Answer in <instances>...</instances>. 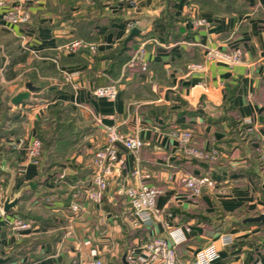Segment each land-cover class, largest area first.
<instances>
[{
	"label": "crops",
	"instance_id": "0c3cea01",
	"mask_svg": "<svg viewBox=\"0 0 264 264\" xmlns=\"http://www.w3.org/2000/svg\"><path fill=\"white\" fill-rule=\"evenodd\" d=\"M14 5L31 13L29 22L4 18ZM134 28L139 33L125 42ZM74 39L96 49L61 48ZM141 46L145 69L128 65ZM211 49L239 50L241 62L207 60ZM109 83L118 89L114 100L94 96ZM46 120L58 126L38 165L27 145ZM105 125L146 144L138 153L119 144V177L102 203L84 202L72 218L68 207L89 180ZM187 129L200 148L218 151L214 160L184 152L180 134ZM263 134L264 0H5L0 8V182L5 198L6 161L17 174L15 191L29 187L16 211L3 213L0 201L4 264H124L130 248L175 228L186 237L176 248L185 263L231 234L233 243L220 244L213 264H264V221L252 220L264 214ZM201 174L217 187L192 198L182 178ZM141 181L163 192L153 221L136 225L117 188ZM18 219L36 226L14 229Z\"/></svg>",
	"mask_w": 264,
	"mask_h": 264
},
{
	"label": "built area",
	"instance_id": "2783aa9c",
	"mask_svg": "<svg viewBox=\"0 0 264 264\" xmlns=\"http://www.w3.org/2000/svg\"><path fill=\"white\" fill-rule=\"evenodd\" d=\"M5 5L4 0H0V8ZM4 18L12 24L27 23L31 18V13L22 5H14L9 8ZM197 25H203L204 21L199 20ZM67 52L75 51L80 48H89L95 50L96 45L81 39L69 41L61 47ZM145 48L141 46L136 53L128 61V65L134 66L137 64L143 65L146 68L144 59ZM241 51H233L232 53H224L222 51L211 49L209 50L206 59L210 61H225L231 64L241 62ZM191 69L203 67L201 64L189 65ZM118 89L115 83L97 86L93 90L96 97H102L109 100H114L117 96ZM97 121L102 123V119ZM106 142L99 147L92 159L91 175L87 183L76 187L73 193V201L68 207L72 218L77 216L82 209L84 202L100 204L108 191L109 184L112 180L117 179L120 175L121 167L124 164V158L121 156L118 145L122 144L134 153L146 144L140 137L132 134L121 132L115 125H105ZM181 146L184 152L192 158L214 160L218 154L216 149L205 150L196 145L193 139V132L189 129L184 130L180 134ZM261 158L264 161V134L262 135ZM27 155L31 162L40 164L43 157V143L39 138H34L27 145ZM136 174H140L136 171ZM184 186L189 190V195L192 198L199 197L205 188L215 189L217 181L210 175H185L182 178ZM120 195L126 196L134 216V223L148 224L153 221L154 213L156 212L157 197L163 192L160 187L141 181L138 184H120L117 188ZM4 198V186L0 182V201ZM36 226V221L33 219L23 220L18 219L13 222V228L17 230L32 229ZM185 236L180 228H175L169 231L168 236L159 235L150 237L141 246L140 249L132 247L128 250L126 259L130 264H213L219 257V246L230 245L234 241V236L231 234L222 235L219 240L213 241L205 247L201 248L195 255L194 259L189 263H185L179 259L177 254V246L185 240ZM140 250V251H138ZM100 260L90 264H101Z\"/></svg>",
	"mask_w": 264,
	"mask_h": 264
},
{
	"label": "water",
	"instance_id": "95a60500",
	"mask_svg": "<svg viewBox=\"0 0 264 264\" xmlns=\"http://www.w3.org/2000/svg\"><path fill=\"white\" fill-rule=\"evenodd\" d=\"M139 31L140 30L138 28H134L132 30V32L130 33V35L128 36V38L125 40V42H128L129 40H131L136 34L139 33ZM28 87L30 89H32V86L30 84H28ZM28 97H29L28 91L21 92L14 97L13 102L15 104H18V103L22 102L23 100L27 99ZM3 169L11 175V178L9 180V183H8V186L6 189L5 198H4L3 207H2L3 213L7 214L11 210L16 211L18 209V201L24 195L25 189H28L29 187H24V188L20 189L19 191H15L16 186H17L16 171L14 169L8 167V165L6 164V161L3 162ZM31 186H35V185L31 184ZM252 220L264 221V214H261L255 218H253ZM6 261H7L6 258L0 257V264H4ZM124 264H130L126 260V258L124 259Z\"/></svg>",
	"mask_w": 264,
	"mask_h": 264
},
{
	"label": "rangeland",
	"instance_id": "374dc122",
	"mask_svg": "<svg viewBox=\"0 0 264 264\" xmlns=\"http://www.w3.org/2000/svg\"><path fill=\"white\" fill-rule=\"evenodd\" d=\"M5 1V0H4ZM31 19V18H30ZM30 21V20H29ZM55 123V124H54ZM51 123L48 120L44 121V125L42 128L41 133L39 134L38 138L42 141L43 143V147H45L46 145H48V143L50 144V139L51 137H53V134H55L54 129L57 128V123L54 122ZM60 128H63L64 126H59ZM61 131V130H59ZM144 141V140H143ZM261 153H259L260 155ZM217 157V156H216ZM200 160H204V159H200ZM262 160V158H261ZM263 161V160H262ZM264 162V161H263Z\"/></svg>",
	"mask_w": 264,
	"mask_h": 264
},
{
	"label": "trees",
	"instance_id": "16d2710c",
	"mask_svg": "<svg viewBox=\"0 0 264 264\" xmlns=\"http://www.w3.org/2000/svg\"><path fill=\"white\" fill-rule=\"evenodd\" d=\"M241 128H238L237 127V132H238V136L240 137V138H242V134L244 133V130L243 129H241ZM244 138V137H243ZM5 151L3 150V149H1V147H0V154H3ZM193 160H195V161H201V160H198V159H193ZM203 161V160H202ZM205 161V160H204ZM258 163H259V165H260V168H261V170L264 172V164H263V161L261 162V158H260V156L258 157ZM204 175H207V174H204ZM198 176H203L202 174L201 175H198Z\"/></svg>",
	"mask_w": 264,
	"mask_h": 264
}]
</instances>
